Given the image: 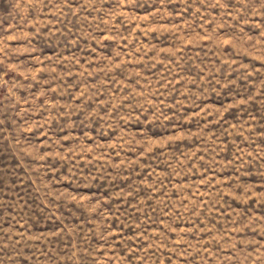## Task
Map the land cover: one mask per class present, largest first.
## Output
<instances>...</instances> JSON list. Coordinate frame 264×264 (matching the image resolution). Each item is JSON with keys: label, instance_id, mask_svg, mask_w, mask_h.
I'll return each instance as SVG.
<instances>
[{"label": "rangeland", "instance_id": "rangeland-1", "mask_svg": "<svg viewBox=\"0 0 264 264\" xmlns=\"http://www.w3.org/2000/svg\"><path fill=\"white\" fill-rule=\"evenodd\" d=\"M0 264H264V0H0Z\"/></svg>", "mask_w": 264, "mask_h": 264}]
</instances>
